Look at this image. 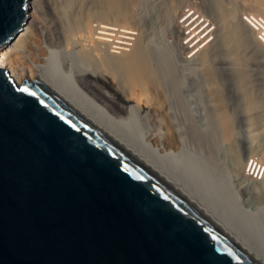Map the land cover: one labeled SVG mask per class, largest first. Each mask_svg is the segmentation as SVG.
Segmentation results:
<instances>
[{
    "label": "water",
    "instance_id": "95a60500",
    "mask_svg": "<svg viewBox=\"0 0 264 264\" xmlns=\"http://www.w3.org/2000/svg\"><path fill=\"white\" fill-rule=\"evenodd\" d=\"M30 4L0 0V59ZM0 264H264V233L59 65H0Z\"/></svg>",
    "mask_w": 264,
    "mask_h": 264
},
{
    "label": "rangeland",
    "instance_id": "374dc122",
    "mask_svg": "<svg viewBox=\"0 0 264 264\" xmlns=\"http://www.w3.org/2000/svg\"><path fill=\"white\" fill-rule=\"evenodd\" d=\"M114 1L112 9L110 10V8H108L105 10L106 12L102 20L106 22H102V24L110 27L112 30L114 29L113 32L115 33L112 36H114L115 39L113 38L112 41L114 40V46H116L115 52H118V50H121L123 47L124 51H122V49V53L120 51L118 53L122 54L124 57H132L131 54L136 52L133 51L136 48L137 53L135 54L140 57L137 60L139 63V61H141L140 59H144L143 57H145L143 54L150 51L152 57L150 54L147 55L150 56L148 58H150L149 61L151 62L148 61V63L149 67L151 66L152 68V75L149 74L150 71L146 69L148 68V64H144L147 72L143 70V64L141 70L144 72H141L144 73L142 74L143 76L148 73V75L154 79L153 81L149 80L151 79L150 76L146 75L145 79L149 80L148 82L142 75H139L142 77V81L144 80L139 83V78L135 77L134 79V77H132L133 79H131L130 76L128 80L130 79L129 81L131 83L129 84V81H127L128 83L122 81L124 83L122 84L118 78L120 72L115 71L116 87H114V82L107 73L104 76L94 77L93 81L95 80L94 82L113 99L112 102H104L116 110L118 106L132 105L133 102H137L141 97L140 100H147L148 102L157 104L159 109L165 110L167 117H169L167 118L165 116L161 119L163 126L160 127L158 122L153 120L152 113L148 112L149 110L143 105V101H140L138 104L139 107L141 106L139 114H135L136 126L144 132L147 131L143 124V119L150 117L147 123L152 121L151 125L154 133L160 131L162 133L167 132L168 135H171L175 133L176 129V132L178 131L177 136L179 134V137L181 139L184 138L186 141L185 146L186 149L189 150L187 153H195L199 161L201 160V162L203 161L205 164L208 163L207 166L204 165L203 162V164L200 162L201 166L203 165L204 168L207 166V170H209L207 171L204 169V172L207 171V173L211 175V172H213L214 175L212 178H215V180H220L222 177L224 180L221 181L222 183L220 182V184L225 182L226 185L227 182L225 179L227 178L230 180L233 188L240 187L239 190L241 191V185L247 181V178L241 173L243 160L249 158L250 161L252 160L255 165H258L262 169L263 167L260 166V164L262 163L261 165L264 166V44L255 41L253 36L249 35V32L245 30L243 26L241 27V22L238 19L242 21L239 17L242 11H249L263 18L264 14L256 12L257 8H255L256 6L252 0H220L221 8L225 9L227 13H230L231 20L229 19V23L233 30H229V32L235 31L234 33L230 32L226 34V29L223 28V26L220 28L221 25L219 24L216 11H214L212 7V2L215 0ZM45 8L46 7H44V9ZM45 11L47 10L45 9ZM44 15H48L46 17L48 25L47 32L48 34H52L51 32L55 29V26L49 14L45 12ZM199 16L205 19H199ZM94 19L95 18L92 17L91 23H96ZM180 19L183 24L181 22V24L179 23ZM176 21L181 25L179 26L177 24L180 28L183 27V30L179 28L182 30H179L180 37L178 36ZM237 24H240L239 27ZM205 26H210V32H207L208 34L213 32V35L211 33L212 36L207 35L204 29ZM216 26H219L220 30L222 29L225 31L223 32L221 30L219 34V29ZM235 27L237 30H235ZM111 29L110 31H112ZM200 31H205L204 33L207 36L203 35L204 33ZM65 32L68 33V28ZM72 33L73 30L70 35H72ZM185 33L188 35H185ZM194 34H197V37L201 36L200 38H204V36L205 38L209 37V40L204 41L203 44L198 47L199 51L196 52L192 51V46H194V44H192L193 38H196ZM256 34L258 33H255V35ZM115 35H118L120 38L118 36L116 38ZM126 35L128 36V40H126ZM124 36L126 37L124 38ZM235 36H238L237 39ZM185 37L187 39H185ZM179 39L180 41L182 39V42L183 39H185L186 52L182 50L183 48H179ZM122 40H125V42L122 44L119 43L120 41L123 42ZM127 41L131 43L128 44ZM136 42H141L142 45L140 46V43L138 45ZM143 44L145 45L144 47H142ZM78 45H80V43H73V40L72 42L69 41L68 48L65 49L68 54H65L66 52L64 50H62L64 51L62 52L61 47L58 45H54V47H59H55L56 50L59 49L57 51L52 46V49L54 48V50L59 53H57L59 57L58 61H60V63H58L62 64L63 62V64L68 65L70 61L76 60L80 48ZM135 45L136 47H134ZM139 46L140 48H146V50L143 49L145 52L142 53L141 50L137 48ZM230 46L234 48V51H232V47L230 48ZM228 47L231 50H228ZM125 48L128 50L126 51ZM210 49H212L213 52L210 51ZM67 50H69V52ZM208 51L210 52V57H208L209 60L207 59L208 62L206 60L202 64V60H198L200 57L197 55H202L203 52L209 53ZM114 54L116 55L117 53ZM119 55H117V57ZM185 55H188V58ZM157 59L161 60L160 64H158L159 60L157 61ZM194 62L197 65H194ZM151 68L148 69L150 70ZM116 74L118 75L116 76ZM120 78H122V76ZM117 81H119V83H117ZM214 81L217 83L216 87L214 86ZM78 82L82 87L93 93L82 81L78 79ZM125 82L128 87H131L128 88ZM150 82H153L152 84H154V86H152ZM142 83L145 85L143 86ZM119 84L124 87L118 86ZM209 84L210 86L211 84L214 85H212L213 87L211 88L208 86ZM142 86L144 88L147 86V90ZM150 87L154 88L151 90ZM213 88L215 90L211 91ZM141 89H143V91H141ZM158 89H160V91ZM131 94L133 96H130ZM215 96L216 99H213ZM217 97L221 99L222 104H220V100H218ZM214 100H218V103ZM214 104L216 106L218 104L222 107H215ZM239 130H241V133H239ZM242 133L244 134L243 137ZM237 134H240V136H237ZM237 138H239V140ZM247 172L253 175L252 172ZM263 178V172L260 171L258 180L255 179L258 183L254 182L256 185L259 184L258 186L263 183L262 186H260V190L257 189L258 186L256 185H254V188L257 190L253 189V186L243 190L241 193L242 200H244L242 201V206L245 205L243 207H254L257 201L258 203L262 202L261 205H264ZM242 187L244 188L245 186ZM224 192L228 194L227 191ZM258 218L262 219L264 216H258ZM259 219L256 220L261 221ZM261 223L263 222L261 221ZM257 228L258 227H256V229Z\"/></svg>",
    "mask_w": 264,
    "mask_h": 264
},
{
    "label": "bare ground",
    "instance_id": "6f19581e",
    "mask_svg": "<svg viewBox=\"0 0 264 264\" xmlns=\"http://www.w3.org/2000/svg\"><path fill=\"white\" fill-rule=\"evenodd\" d=\"M252 1H253L254 5L256 6L255 8H257L256 12H258L260 14H264V2H263L264 0H252ZM114 2H115L114 0H31V4H30L31 22H30V25H28V27H27L23 37L20 39V41H14L13 43H10L7 45V47L3 51V54L1 55L0 65L1 66L4 65L8 68L11 76L13 77V79L15 81H17V83L20 82L23 78L32 79V78L37 77V78L42 80L46 74V70L48 67L53 66V65H59L60 68L65 73H67L69 75V77H71L73 80H75L79 86H81V85L78 82V79L80 81H82V83L85 86L90 88V90L95 94V96L96 97L98 96L99 100L102 99L103 102L104 101L112 102L113 99L107 95L106 91H103V89L96 82H94L95 80L93 81L94 77L104 76L107 73L109 76H111V79L114 82L113 86L116 87L115 86V79H116L115 71L120 72L119 76L120 77L122 76L123 80L119 76H118V78L121 82L122 81H126V82L129 81L130 79L128 80V77L131 76L130 77L131 79H133L132 77H134V79H135V77L139 78L138 81H139V83H141L144 80L142 81V77L139 75L144 74V73H142L144 71L147 72L145 70V68H146L145 65L148 64L147 65L148 68H151V66L149 67V63H148V61L150 59V58H148V57H150V56H148L150 54V51L146 54H143L145 57H143L144 59L141 58L140 59L141 61H139V63L137 62V60L140 57H138L135 54V53H137L136 48L133 50L136 52L131 54L132 57H128V56L124 57L122 54L118 53L119 51L121 52L122 49H123L122 51H124L123 47H122V49L120 48L121 50H118V52H115L116 46H114L115 45L113 42L114 40L112 41V39L114 38V36H112V35L115 33V32H113L114 29L112 30L110 27L102 24V22H106V21L102 20V18H104V14L106 12L105 10L108 8H110V10H111L113 5H114ZM44 4H45V6H44ZM44 7H46L45 9L47 11H45ZM212 7H213L214 11H216V15H217L219 24L221 25L220 28H222V26H223V28L226 29V34H228L230 32L234 33L235 31L229 32V30H233V28L231 29V24L229 23L230 22L229 21L230 13H227L225 9L221 8L220 0L213 1ZM45 12H47V14H49L51 21H52L53 25L55 26V29L51 32L53 35L48 34V32H47V26L48 25H47V18L46 17L48 15L45 16L44 15ZM92 17L95 18L94 20L96 21V23L95 22L91 23ZM238 20L241 22L240 19H238ZM180 22H181V19L179 20V23ZM242 22H241V27L243 26V28L249 32V35L253 36L254 40L257 41L255 33L252 32V30H250V27L247 26V24H245L244 22H243L244 23L243 24ZM181 23L183 24V22H181ZM177 24H178V21H176V26H177L176 28L178 29L177 30L178 36L180 37L179 30L182 29L183 27L180 28L179 26H181V25L178 24L179 25L178 26ZM237 25L239 27L240 24H237ZM237 25H235V26H237ZM202 26H203V24H202ZM206 27L207 26H205V28L204 27L203 28L206 30ZM216 27H218V29L220 30L219 26H216ZM67 28H68V33L65 32V30ZM108 28H109V31H110V29L112 31L109 32ZM72 30H73V33H72V35H70ZM182 30H180V31H182ZM219 30H218V32L220 34L222 29L220 31ZM235 30H237L236 27H235ZM211 31H213V30H211ZM200 32H202V31H200ZM204 32L205 31H203L202 33H204ZM208 32H210V31H208ZM208 32H207V35L210 36L211 33L213 35V32H211L209 34H208ZM196 33H197V30H196ZM186 34L187 33H185V35ZM198 35H199V33H198ZM203 35H205V33ZM203 35H202V37H203ZM207 35H205V36H207ZM117 36L115 35L116 38H117ZM126 36H124V38ZM205 36H204V38H205ZM233 36H234V34H233ZM200 37L196 36L195 39L193 38V42H192V44H194V46H192L193 50L191 48H188V49H191L193 52L199 51L198 47H200L201 44H203V42L205 41L204 38H200ZM237 37L235 36L236 39H237ZM185 39H187V38L185 37ZM185 39H183V42H182V39H181V41L179 39V44H178L179 48L180 47H181V49L183 48L182 49L183 51H185V46H186V43L184 42ZM226 39H227V37H226ZM72 40H73V43L74 42L80 43V45H78L80 47L78 50L79 55H77L76 60L70 61V63L68 65L63 64V62H62V64H59L60 61H58V59H59V57L57 55L58 52H56L59 49L56 50V48L59 46V47H61V51L62 50L65 51V49L68 48L67 47L68 42L69 41L72 42ZM126 40H128V36H127ZM122 41L123 42L120 41L119 43L122 44L125 42V40H122ZM215 42H217V41H215ZM115 43H116V41H115ZM127 43L130 44L131 42L129 43V41H127ZM136 43H138V42H136ZM139 43L141 46L142 43L141 42H139ZM139 43H138V45H139ZM189 44H190V42H189ZM54 45H58V46H55L56 47L55 48ZM52 46L55 48L56 51L54 50V48L52 49ZM124 46H125V44H124ZM140 46L137 48H139L142 53L145 52V51H143L144 48H142L145 45L143 44V46L141 47L142 49L140 48ZM119 47H121V46H119ZM134 47H136V45ZM231 47L232 46H230V48ZM230 48L228 50L232 49V51H234L233 47L231 49ZM125 50L127 51L128 49L125 48ZM144 50H146V48ZM64 51H62V52H64ZM67 51L69 52V50H67ZM210 51H212V49H210ZM185 52H184V54H185ZM114 53H117V54L115 55ZM142 53H139V54H142ZM154 53H155V51H154ZM65 54H68V53L66 52ZM117 55H119V56L117 57ZM143 55H140V56H143ZM177 55H179V54H177ZM199 55H197L198 57H200V59H198V60H200V61L202 60V64H203V62H205L208 59V57H210L209 56L210 52L209 53L203 52L202 55L201 54H199ZM185 56L188 58V55H185ZM151 57H152V55H151ZM186 57H185V59H186ZM158 60H159L158 64H160L161 60L157 59V61ZM208 60H207V62H208ZM146 61H147V63H146ZM149 62H151V61H149ZM139 64H141V65H139ZM142 64H143V70L144 71L141 70ZM192 64H190V65H192ZM195 64L196 63L194 62V65ZM148 68H146V69L148 71H150L149 74L152 75V73H151L152 68L150 70ZM117 75L118 74H116V76ZM146 75L150 76V75H148V73ZM145 76H143L144 79L146 78ZM150 78L151 79H149V80L153 81L154 78L152 79L151 76H150ZM124 79H126V80H124ZM145 80H147V79H145ZM149 80H147V81L149 82ZM126 82H125V84H126ZM132 82H133V80H132ZM210 82H211V80H210ZM117 83H119V81H117ZM130 83L131 82L129 81V84ZM152 83L150 82V84L152 86H154V84H152ZM120 84L118 86H121ZM122 84H124V83L122 82ZM216 84L217 83L215 82V85L211 84V86H210V84H209L208 86H210L212 88L213 87L212 85H214L216 87ZM142 85H143V83H142ZM121 87H124V86L122 85ZM127 87H128V85H127ZM127 87H125V88H127ZM130 87H128V88H130ZM137 87H139V86H137ZM146 87L145 88L143 87V88L147 90ZM140 88H141V84H140ZM153 88L150 87L151 90ZM214 88L211 91L216 89V88L215 89ZM158 90L160 91V89H158ZM126 91H130V90H126ZM141 91H143V89H141ZM130 96H133V95L131 94ZM216 96L213 99H216ZM141 98L138 99L139 101L137 100L138 103L133 102L132 105L118 106V108H117V110L121 113V115L123 114V116L128 121H130L132 124H134L135 126H136L135 114L138 115L139 110L141 109L140 108L141 106L139 107L138 104L140 103V101H143V100H140ZM218 100H220V104H222L221 99L218 98ZM214 101L216 103H218L216 100H214ZM143 103H144L143 105L148 108V110H149L148 112L152 113L153 120H155V122H158L160 127L163 126V124L161 123V119L165 116L167 117L166 111L164 110L165 111L164 112L163 110H160L159 106L153 102H148L147 100H144ZM217 106H220V105L217 104ZM217 106L215 105V107H217ZM220 107H222V106H220ZM218 113H220V112H218ZM149 118L143 119V121H144L143 124H144L147 131H145V132L143 130L142 131L147 135V137L149 138L151 143L158 149L159 153L163 156V158L173 159L179 165H181L182 167L187 169L189 172H191L193 175H195L197 178H199L210 190H212L221 199H223L225 201V203H227L230 207H232L253 228L256 229V227H258L257 230L264 233V224H263L264 218H262V219L258 218V216H261V217L264 216V205H261L262 202L258 203V201H257L256 206H254V207H249V208L243 207L245 205L242 206V201H244V200H242V197H241L242 196L241 193L246 188H248V187L250 188L251 186H253V189H255L254 185H256V184L254 182L258 183L255 179L258 180V178L260 176V171H262L263 175H264V171H263L264 166L261 165L262 163L260 164V166H262L263 169L261 167H259L258 165H255L252 160L250 161L249 158H247L249 160H247L246 158L243 160L242 167H241V173L243 176H245L247 178L246 179L247 181L243 185H241V188H242L241 191L239 190L240 187L239 188H236V187L233 188L232 184L230 183V180H228L227 178L225 179L227 182L226 185H225V182L223 184H220V182L223 181L224 179H222V177L220 180H215V178L213 179L212 178V176L214 175L213 172H211L212 175L207 173V171H209V170H207V166H208L207 164L208 163L205 164V162L202 161L204 163V165H207L204 168L203 165L201 166L202 162H201V160L199 161V158L197 157V155H195V153H187V151L189 152V150L186 149V146H185L186 141L184 138L181 139L179 137V134L177 136L178 131L176 132V129H175V133H173L171 135H168L167 132L162 133L160 131L159 132L157 131L156 133H154L152 130V125H151L152 121L147 123L149 121ZM167 118H169V117H167ZM239 133H241V130H239ZM238 135L240 136V134H237V136ZM243 135L244 134L242 133V137H243ZM237 139L239 140V138H237ZM209 144H211V143H209ZM204 169H206L207 171L204 172L205 171ZM212 171H213V169H212ZM247 171L252 172L253 175L249 174ZM262 184H260V186H262ZM223 185H225V186H223ZM258 185H256V186H258ZM242 186H245V187L243 188ZM260 186H258L257 189L260 190ZM257 189H255V190H257ZM224 191H227L228 194L225 193ZM256 219L261 220L263 223H261V221H257Z\"/></svg>",
    "mask_w": 264,
    "mask_h": 264
},
{
    "label": "built area",
    "instance_id": "2783aa9c",
    "mask_svg": "<svg viewBox=\"0 0 264 264\" xmlns=\"http://www.w3.org/2000/svg\"><path fill=\"white\" fill-rule=\"evenodd\" d=\"M239 17L242 19L244 23H246L250 27V30H252L255 33H258L256 34L257 41H259L261 44H264V18L262 16L260 17L257 14H253L252 12L249 11H244V12L242 11L239 14ZM199 19H205V18L199 16ZM209 28L210 26H207L205 31H210ZM208 38L209 37L205 38V41L209 40Z\"/></svg>",
    "mask_w": 264,
    "mask_h": 264
}]
</instances>
